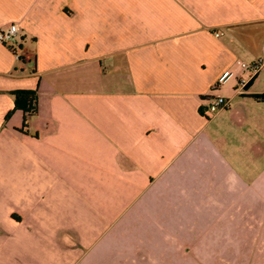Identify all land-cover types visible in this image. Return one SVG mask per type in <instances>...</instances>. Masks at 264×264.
Listing matches in <instances>:
<instances>
[{"label": "crops", "instance_id": "0c3cea01", "mask_svg": "<svg viewBox=\"0 0 264 264\" xmlns=\"http://www.w3.org/2000/svg\"><path fill=\"white\" fill-rule=\"evenodd\" d=\"M8 22L0 264H264V0H0Z\"/></svg>", "mask_w": 264, "mask_h": 264}, {"label": "built area", "instance_id": "2783aa9c", "mask_svg": "<svg viewBox=\"0 0 264 264\" xmlns=\"http://www.w3.org/2000/svg\"><path fill=\"white\" fill-rule=\"evenodd\" d=\"M21 38L19 34L18 24L15 22H8L0 26V44L9 48L16 58L20 57ZM262 60H256L253 62H239V66L247 72L246 77H240L238 79L237 86L235 90L242 91L248 85L249 81L257 74L262 66ZM234 75V72L230 69H226L221 72L218 76L213 89H216L219 85L225 83L230 77ZM231 100L220 94L215 95L209 101L207 108L204 110L206 116L212 114L213 111H219L222 109H227L230 107ZM32 109L30 110V112Z\"/></svg>", "mask_w": 264, "mask_h": 264}, {"label": "trees", "instance_id": "16d2710c", "mask_svg": "<svg viewBox=\"0 0 264 264\" xmlns=\"http://www.w3.org/2000/svg\"><path fill=\"white\" fill-rule=\"evenodd\" d=\"M13 93L14 106L24 111L26 115H32L36 111L37 95L30 90H16ZM32 111L30 112V110Z\"/></svg>", "mask_w": 264, "mask_h": 264}, {"label": "rangeland", "instance_id": "374dc122", "mask_svg": "<svg viewBox=\"0 0 264 264\" xmlns=\"http://www.w3.org/2000/svg\"><path fill=\"white\" fill-rule=\"evenodd\" d=\"M217 95V94H216ZM214 97V96H213ZM212 99V98H211ZM230 106H231V104H230ZM228 109V108H227ZM222 110H226V109H222ZM219 111H221V110H219ZM218 111H213L212 112V114H211V116H213L215 113H217ZM206 116V115H205ZM210 116V115H209ZM209 116H207V117H209Z\"/></svg>", "mask_w": 264, "mask_h": 264}]
</instances>
